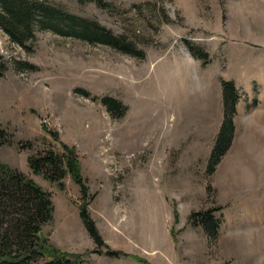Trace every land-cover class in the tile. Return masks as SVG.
<instances>
[{
  "label": "rangeland",
  "instance_id": "374dc122",
  "mask_svg": "<svg viewBox=\"0 0 264 264\" xmlns=\"http://www.w3.org/2000/svg\"><path fill=\"white\" fill-rule=\"evenodd\" d=\"M128 45L33 29L25 48L0 30V163L49 194L41 226L60 250L94 243L67 175L59 190L26 158L74 147L102 240L148 264H264V0H46ZM239 93L230 143L212 173L222 82ZM103 100L117 103L106 105ZM110 105L112 107H110ZM210 210L215 238L189 223ZM84 264H142L89 252Z\"/></svg>",
  "mask_w": 264,
  "mask_h": 264
},
{
  "label": "trees",
  "instance_id": "16d2710c",
  "mask_svg": "<svg viewBox=\"0 0 264 264\" xmlns=\"http://www.w3.org/2000/svg\"><path fill=\"white\" fill-rule=\"evenodd\" d=\"M33 29L80 39L89 43L106 44L124 53H131L128 45L115 38L96 22L77 17L46 0H0V30L21 48L33 39ZM0 66V76H1ZM239 93L231 81L222 82V123L209 152L205 173L210 175L233 135V115ZM104 104H114L103 100ZM118 106L117 103L113 105ZM110 107H112L110 105ZM58 150H47L26 162L33 175L64 189L60 182L67 175L79 191L78 218L94 243L90 250L109 257H129L142 264L143 258L109 247L101 238L87 210V187L80 173L74 147L58 140L47 131ZM8 134L0 127V146L10 144ZM53 207L49 194L33 180L0 163V264H84L90 251L69 252L52 246L41 233V226L52 221ZM189 223L199 225L208 239L217 233L218 221L210 210L192 212Z\"/></svg>",
  "mask_w": 264,
  "mask_h": 264
}]
</instances>
